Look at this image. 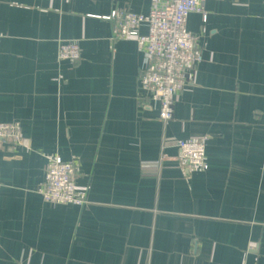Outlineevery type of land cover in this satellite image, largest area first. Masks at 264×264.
<instances>
[{
    "label": "crops",
    "instance_id": "obj_1",
    "mask_svg": "<svg viewBox=\"0 0 264 264\" xmlns=\"http://www.w3.org/2000/svg\"><path fill=\"white\" fill-rule=\"evenodd\" d=\"M150 6L0 0V122L22 135L0 142V264H264V0L188 15L202 59L165 123L136 41L104 18ZM71 40L79 58L59 60ZM196 137L205 170L177 147ZM52 155L77 164L87 204L42 199Z\"/></svg>",
    "mask_w": 264,
    "mask_h": 264
},
{
    "label": "built area",
    "instance_id": "obj_2",
    "mask_svg": "<svg viewBox=\"0 0 264 264\" xmlns=\"http://www.w3.org/2000/svg\"><path fill=\"white\" fill-rule=\"evenodd\" d=\"M205 0H151L149 11L112 10L105 19L112 20L115 39H133L142 53L139 89L158 103V117L165 123L172 118L173 103L183 88L191 84L195 69L201 61L196 36L186 27L191 13L204 14ZM146 27V33L140 28ZM1 38V34H0ZM80 49L76 40L59 44V60H76ZM0 142L14 146L22 143L18 121L0 122ZM177 143L185 165L192 170H205L206 138L196 137ZM162 158L164 155L161 156ZM77 164L58 155L48 157L38 190L45 202L83 206L87 204L85 192L76 186Z\"/></svg>",
    "mask_w": 264,
    "mask_h": 264
}]
</instances>
